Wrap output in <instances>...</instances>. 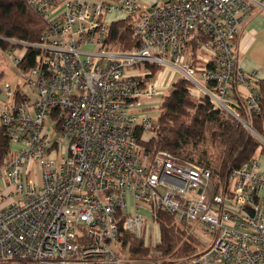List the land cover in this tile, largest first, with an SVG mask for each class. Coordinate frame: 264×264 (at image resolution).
<instances>
[{"label": "built area", "instance_id": "1", "mask_svg": "<svg viewBox=\"0 0 264 264\" xmlns=\"http://www.w3.org/2000/svg\"><path fill=\"white\" fill-rule=\"evenodd\" d=\"M26 1L47 28L37 43L10 42L26 87H0L11 143L0 164V263L132 264L122 234L154 239L162 211L203 231L206 249L190 264H264L260 158L225 185L145 147L158 121L151 112L179 79L261 138L252 126L259 79L242 67L237 42L264 0ZM121 19L137 46L107 51ZM28 50L39 54L22 67Z\"/></svg>", "mask_w": 264, "mask_h": 264}, {"label": "trees", "instance_id": "2", "mask_svg": "<svg viewBox=\"0 0 264 264\" xmlns=\"http://www.w3.org/2000/svg\"><path fill=\"white\" fill-rule=\"evenodd\" d=\"M46 28L45 20L30 8L26 0H0L1 48L13 44L11 41L37 43ZM109 35V39L117 44L129 48L137 46L128 19L111 23ZM198 47L196 42H191L187 49L196 55ZM38 54L36 50H28L22 67L34 66ZM2 76L3 73L0 80ZM258 93L261 112L253 117L252 126L264 139V79L258 81ZM160 110L153 136L145 143L146 151H167L210 169L217 183L221 181L226 185L233 170L264 155V145L258 138L235 118L216 109L208 99L193 96L189 83L183 79L174 82L163 97ZM10 144V138L0 125V163L9 154ZM213 144H216L217 151ZM154 221L159 227L155 248L147 247L143 239H137L132 233L122 234L123 249L131 260L149 258L154 250L162 256L186 260L196 253L197 239L190 234L188 226L178 224L173 215L162 211L155 214Z\"/></svg>", "mask_w": 264, "mask_h": 264}, {"label": "rangeland", "instance_id": "3", "mask_svg": "<svg viewBox=\"0 0 264 264\" xmlns=\"http://www.w3.org/2000/svg\"><path fill=\"white\" fill-rule=\"evenodd\" d=\"M264 16V12L262 13ZM113 17L110 18L112 20ZM264 32H262L258 37L257 41L254 43L253 47L249 51L247 55H244V57L253 60L254 62H259L261 66L264 68ZM17 50L21 49L20 47H16L13 44L8 45L6 48H1L0 47V74L3 73V76L0 80V87L2 86L3 83L5 82H12L14 84V87L20 85L21 87H26L24 84L23 78L21 77V72L20 70L15 66L13 63V60L9 56V52L11 50ZM107 51L111 52H131L132 48L127 47V45L123 44H117L116 42H112L110 39L108 40V46H107ZM161 110L156 112H151L152 116L158 120V116L160 114ZM259 141L264 145V139L259 138ZM214 145V150L217 151L216 144ZM261 161L264 163V161L261 159ZM1 164V163H0ZM39 182V181H38ZM176 220V219H175ZM177 221V220H176ZM178 222V221H177ZM180 222H178L179 224ZM183 224V223H181ZM185 225V224H184ZM188 226V225H186ZM190 234H192L197 241V251L195 254H193L190 258L187 260L185 258H180V259H175L171 258L170 256H162L160 252H157L156 250L152 251L150 253L149 258H141V259H136V260H131L127 254L125 253L124 247V241L122 244V248H120V252L123 254V256L131 260L133 262H138V263H152V264H169L170 262L172 264H182L184 262L190 264V261L198 254L202 253L206 249V242L204 241V235L203 231L201 229L198 230H193L190 226H188ZM137 239H143L145 241V244L147 247L155 248L158 245V238H159V227L158 224H153V236L154 239L151 235L148 237H139L135 234H133Z\"/></svg>", "mask_w": 264, "mask_h": 264}, {"label": "crops", "instance_id": "4", "mask_svg": "<svg viewBox=\"0 0 264 264\" xmlns=\"http://www.w3.org/2000/svg\"><path fill=\"white\" fill-rule=\"evenodd\" d=\"M262 32H264V16L262 15V12H257L252 19L244 25L237 42L239 60L242 67L245 71L256 72L259 80L264 79V68L259 62H254L253 60L244 57V55L249 53L254 43L257 41V37ZM257 157L264 161V155Z\"/></svg>", "mask_w": 264, "mask_h": 264}, {"label": "water", "instance_id": "5", "mask_svg": "<svg viewBox=\"0 0 264 264\" xmlns=\"http://www.w3.org/2000/svg\"><path fill=\"white\" fill-rule=\"evenodd\" d=\"M132 264H135V263H132Z\"/></svg>", "mask_w": 264, "mask_h": 264}]
</instances>
